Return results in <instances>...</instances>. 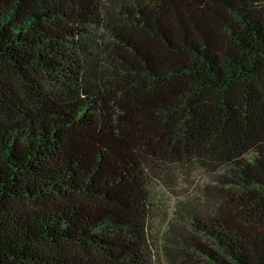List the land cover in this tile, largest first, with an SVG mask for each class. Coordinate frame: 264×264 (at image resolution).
<instances>
[{"label": "trees", "instance_id": "obj_1", "mask_svg": "<svg viewBox=\"0 0 264 264\" xmlns=\"http://www.w3.org/2000/svg\"><path fill=\"white\" fill-rule=\"evenodd\" d=\"M177 163L213 199L165 242ZM156 256L264 264V0H0V264Z\"/></svg>", "mask_w": 264, "mask_h": 264}, {"label": "rangeland", "instance_id": "obj_2", "mask_svg": "<svg viewBox=\"0 0 264 264\" xmlns=\"http://www.w3.org/2000/svg\"><path fill=\"white\" fill-rule=\"evenodd\" d=\"M98 33L102 37L105 36L103 29ZM157 177L159 183L156 188L162 195L163 205H165V225L163 222H158L154 229L158 234V239L166 242L169 237L173 236L167 228L166 221L177 223L181 220V216L186 215L184 210H187L188 206H203L207 204L208 200H211L214 173L202 167L177 163L157 173ZM161 250L163 251V248ZM155 261L157 264H167L166 256H156Z\"/></svg>", "mask_w": 264, "mask_h": 264}]
</instances>
